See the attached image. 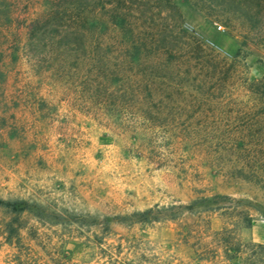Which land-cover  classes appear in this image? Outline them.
<instances>
[{"label": "rangeland", "instance_id": "obj_1", "mask_svg": "<svg viewBox=\"0 0 264 264\" xmlns=\"http://www.w3.org/2000/svg\"><path fill=\"white\" fill-rule=\"evenodd\" d=\"M42 1L0 0V197L30 206L0 208V264H264V0H176L230 67L154 129L82 112L81 82L32 66Z\"/></svg>", "mask_w": 264, "mask_h": 264}, {"label": "trees", "instance_id": "obj_2", "mask_svg": "<svg viewBox=\"0 0 264 264\" xmlns=\"http://www.w3.org/2000/svg\"><path fill=\"white\" fill-rule=\"evenodd\" d=\"M184 1L201 11L213 2ZM42 3L27 25L28 61L60 83L81 82L78 101L86 114L115 115L120 125L129 115L149 129L163 127L168 104L175 107L181 94L209 89L217 73L224 77L229 70L219 53L188 35L176 0ZM214 200L201 197L196 202L210 206L217 204ZM0 208L21 213L30 206L0 197ZM153 213L148 209L133 216L138 222L159 221Z\"/></svg>", "mask_w": 264, "mask_h": 264}, {"label": "built area", "instance_id": "obj_3", "mask_svg": "<svg viewBox=\"0 0 264 264\" xmlns=\"http://www.w3.org/2000/svg\"><path fill=\"white\" fill-rule=\"evenodd\" d=\"M221 28V27H220Z\"/></svg>", "mask_w": 264, "mask_h": 264}]
</instances>
